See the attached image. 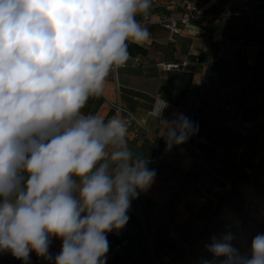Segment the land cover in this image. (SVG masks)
<instances>
[{"label": "clouds", "instance_id": "obj_1", "mask_svg": "<svg viewBox=\"0 0 264 264\" xmlns=\"http://www.w3.org/2000/svg\"><path fill=\"white\" fill-rule=\"evenodd\" d=\"M152 0H0V251L27 264H106V233L128 223L131 203L156 171L129 148V120L82 109L107 77L131 59L129 44L149 38L138 21ZM155 119L166 151L197 126L182 113ZM231 233L207 250L221 264H264V233L240 254ZM214 264V261H204Z\"/></svg>", "mask_w": 264, "mask_h": 264}, {"label": "crops", "instance_id": "obj_2", "mask_svg": "<svg viewBox=\"0 0 264 264\" xmlns=\"http://www.w3.org/2000/svg\"><path fill=\"white\" fill-rule=\"evenodd\" d=\"M171 2L194 4L199 13L193 24L204 26L207 33L171 37L160 25L147 26L149 38L140 45L129 44L128 63L136 58L137 67L111 73L102 92L91 96L82 109L107 120L115 116L111 102L118 101L145 119L144 138L127 135L134 154L144 153V143L157 144L150 157L154 182L137 198L142 228L131 204L128 223L118 232L132 237V246L126 253L118 251L111 232L106 233V264H204L206 260L221 264L225 258H214L207 250L213 237L231 233L233 246L250 258L252 239L264 233V218L245 211L237 198L248 173L264 192V126L254 121L264 113V12L256 11L255 5L264 0H248L254 10L251 17L238 15L239 0H158L148 13L181 16L182 8H168ZM183 60L187 65L177 70L158 66ZM156 100L167 105L163 119L182 113L197 126L185 143L168 151L162 126L148 114ZM237 209L245 214L242 221ZM50 240L53 259L32 251L27 264H54L63 241L55 236ZM185 247L191 257L180 263ZM0 264L25 261L2 250Z\"/></svg>", "mask_w": 264, "mask_h": 264}, {"label": "built area", "instance_id": "obj_3", "mask_svg": "<svg viewBox=\"0 0 264 264\" xmlns=\"http://www.w3.org/2000/svg\"><path fill=\"white\" fill-rule=\"evenodd\" d=\"M158 0H152V7L154 8L157 5ZM240 3V11L238 15L244 17H251L254 13V10L250 9L248 6V0H239ZM257 10L264 12V4L257 2L256 4ZM177 7L183 9V14L181 16H173L170 14H166L163 12H150L147 15L140 16L138 19L139 22L146 28L149 25L157 24L166 29L171 37L178 36L182 33H188L193 36H200L207 33V30L202 25L193 24V20H195L196 15L199 13L197 7L192 3H181L176 4L175 2H171L168 5L170 10H173ZM211 17V16H210ZM241 41L238 43L240 44ZM197 60V59H196ZM246 64L250 65V62L246 60ZM138 65V59H133L131 62L127 63L125 67L136 68ZM187 65V61L183 60L181 62H173L159 63L158 66L163 71L177 70L180 67ZM123 68V67H122ZM117 72V71H116ZM116 72H113L116 75ZM227 93V91H225ZM111 107L114 111L115 115H121L129 120V130L128 134L132 139H141L145 137V133L143 132L145 126L144 118H137L130 110L122 106L118 101L111 102ZM164 107L163 102L156 100L152 109L148 112L149 115L155 117V113ZM254 121L262 126H264V113H261L255 116ZM148 159V158H145ZM162 161H165V157H161ZM148 167L153 166V160L148 159ZM237 198L241 203L243 209L247 212H254L262 218H264V192L258 190L254 184V176L252 173H248V180L242 183L237 189ZM138 199H134L135 205L139 210ZM191 252L188 247L184 248V253L180 257V263L190 259Z\"/></svg>", "mask_w": 264, "mask_h": 264}, {"label": "trees", "instance_id": "obj_4", "mask_svg": "<svg viewBox=\"0 0 264 264\" xmlns=\"http://www.w3.org/2000/svg\"><path fill=\"white\" fill-rule=\"evenodd\" d=\"M142 149L144 150V153L143 154L139 153V154H136V155L141 156L143 158H145V157L146 158H150L155 153V151L157 149V144L144 143L142 145ZM149 168L152 169V167H149ZM137 201H138V204H139V209L141 210V204H140L141 202H140L139 199ZM134 202L135 201L133 200L131 204H133ZM147 203H151V202L147 201ZM237 211H238V213L240 215V221H242L245 218V214H244V212L241 209H237ZM111 234H112V237L114 239V242L118 246V251H122V244H121L120 240H122V239L128 240L129 239L128 236L123 235V234H121L119 232H116L114 230L111 232Z\"/></svg>", "mask_w": 264, "mask_h": 264}, {"label": "rangeland", "instance_id": "obj_5", "mask_svg": "<svg viewBox=\"0 0 264 264\" xmlns=\"http://www.w3.org/2000/svg\"><path fill=\"white\" fill-rule=\"evenodd\" d=\"M133 205L135 206V209H136L138 227L142 228V224L141 223H143V218H142V215L140 213V209L139 210L137 209V207L135 205V202L133 203ZM126 236H128V235H126ZM128 238L130 240L129 239L128 240H125V239L120 240V242L122 244V252L123 253H126L127 250H129L131 248V246H132V243H131L132 242V237L128 236Z\"/></svg>", "mask_w": 264, "mask_h": 264}]
</instances>
